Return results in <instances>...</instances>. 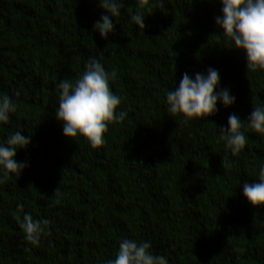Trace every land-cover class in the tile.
<instances>
[{
    "label": "trees",
    "instance_id": "trees-1",
    "mask_svg": "<svg viewBox=\"0 0 264 264\" xmlns=\"http://www.w3.org/2000/svg\"><path fill=\"white\" fill-rule=\"evenodd\" d=\"M100 2L0 0V99L16 105L0 144L16 131L31 138L15 157L27 165L20 175L0 171V264H107L125 239L150 242L168 264H264V206L243 195L264 168V136L245 124L246 146L233 155L219 132L230 115L247 123L264 107V70L248 71L246 55L224 43L219 2L148 0L141 30L130 18L137 0H117L106 38L95 30L109 15ZM90 58L115 71L116 111L127 113L96 149L65 137L56 118L60 82H75ZM209 69L234 104L218 100L203 119L173 115L167 93ZM24 214L49 221L38 245L25 239Z\"/></svg>",
    "mask_w": 264,
    "mask_h": 264
},
{
    "label": "clouds",
    "instance_id": "clouds-1",
    "mask_svg": "<svg viewBox=\"0 0 264 264\" xmlns=\"http://www.w3.org/2000/svg\"><path fill=\"white\" fill-rule=\"evenodd\" d=\"M222 5V17L216 18V24L223 30L224 43L246 55L247 70H264V0H214ZM148 4V0H137V11L130 16L131 21L141 30L145 28V17L140 11ZM100 8L109 15L101 17L95 24V30L101 37L106 38L114 31L112 17L120 15V6L117 0H101ZM163 7V0H161ZM132 13V9H129ZM219 38V37H218ZM116 76L115 71L108 73L96 58H90L82 76L71 82L65 79L60 82L59 105L56 118L63 124V134L73 140L77 135L83 136L93 149L103 145V135L110 123L122 121L126 112H119L121 100L114 95L110 88V79ZM219 84V73L214 69L208 70L207 77L196 74L195 80L185 73L179 87L166 95L169 111L181 114L186 119H203L217 111V101L221 100L225 107L235 102L227 90L218 94L215 89ZM18 95V94H17ZM16 111V105L8 95L0 99V123H8L10 113ZM257 134L264 136V107H255L247 123L232 114L228 118V128L220 129V139L226 141V146L236 155L245 148L247 139L245 127ZM31 138H26L21 131L12 133L6 146L0 144V171L4 178L10 175L18 177L27 166L18 163L15 159L18 150L26 148ZM227 156L223 166H227ZM59 188L55 191L54 198L58 202ZM243 195L253 208L264 206V168L260 169L259 182L245 183ZM24 213L23 205L17 206V219ZM48 220L36 221L30 214H24L20 227L25 234L26 241L31 245H38L43 226L48 225ZM150 242L123 240L120 242L118 253L114 260L107 264H168L163 255L151 252Z\"/></svg>",
    "mask_w": 264,
    "mask_h": 264
}]
</instances>
